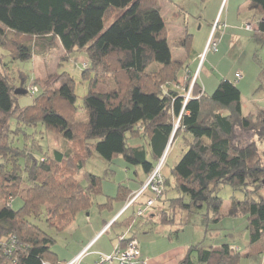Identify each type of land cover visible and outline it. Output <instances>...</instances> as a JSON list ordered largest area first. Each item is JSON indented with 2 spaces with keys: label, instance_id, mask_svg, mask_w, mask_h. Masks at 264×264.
I'll return each mask as SVG.
<instances>
[{
  "label": "trees",
  "instance_id": "obj_1",
  "mask_svg": "<svg viewBox=\"0 0 264 264\" xmlns=\"http://www.w3.org/2000/svg\"><path fill=\"white\" fill-rule=\"evenodd\" d=\"M249 2L256 18L264 16V0ZM161 10L160 0H0V46L12 59L33 58L27 38L48 41L51 48L58 43L67 57L85 50L88 68L83 78L89 85L84 97L86 119L77 120L75 80L69 73L56 75L58 89L41 87L39 92L38 87L34 102L21 107L22 94L16 89H26L30 77L19 70L21 86L17 87L9 69L4 70L6 63L0 66V200L4 201L0 264L60 262L52 250L55 239L30 218L44 210L49 226L63 231L79 212L89 210L102 191V178L88 173L86 179H78L77 175L93 153L108 161L123 156L138 168V179L140 172L147 179L168 146L181 136L187 150L171 170L179 196L164 201L171 217L159 223L173 224L178 210L204 206V222L211 220L209 213L219 221L225 214L218 191L227 184L245 193L242 200L232 197L226 213L233 218L246 216L250 234L246 254L253 257L264 250V150L261 153L257 147L264 142V109L243 114L241 90L229 79H222L212 94L196 79L188 99L173 88L171 81L184 67L172 56ZM184 32L175 43L179 48L188 47L191 40V34ZM253 36L264 42V20L257 22ZM157 64L162 66L160 71L148 72ZM260 80L263 86L264 71ZM103 82L110 87L103 89ZM12 119L17 122L16 131L10 126ZM39 123L62 134L70 148L44 152L38 143L23 149L13 144V132ZM129 133L142 143L130 145ZM164 178L162 195H167L171 181ZM144 182L139 181L140 187ZM252 193L262 196L257 200ZM130 194L120 184L114 200L124 202ZM17 198L23 206L15 210L12 203ZM136 218L134 212L116 225L130 226ZM133 238L119 240V247ZM242 257L228 243L208 248L195 244L180 264H240Z\"/></svg>",
  "mask_w": 264,
  "mask_h": 264
},
{
  "label": "rangeland",
  "instance_id": "obj_2",
  "mask_svg": "<svg viewBox=\"0 0 264 264\" xmlns=\"http://www.w3.org/2000/svg\"><path fill=\"white\" fill-rule=\"evenodd\" d=\"M160 3L172 56L175 60H181L184 67L178 73L177 79L171 81L172 87L188 99L191 95V84L196 79H198L207 94H212L222 79H229L236 83L241 90L243 114H256L255 105H264V85L262 86L260 80L261 72L264 71V42H257L253 36L257 23H255L254 10L249 6V0H160ZM109 24L110 22L106 26ZM248 25L252 27L248 28ZM185 30L191 34V40L188 47L180 46L179 48L175 43L182 37L183 33L185 35ZM25 41L32 43L34 51L33 58L29 60H14L10 53L0 46V58H2L0 66L2 62L6 63L3 66L4 70L9 69L10 75L15 77V85L17 87L21 86V81L17 78L19 70L30 77L27 88L23 89L26 90V93L17 92L18 89H22L21 87L16 89L18 94H22L19 98L20 106L30 105L38 97L39 93L35 94L34 87H39V92L42 90L41 87L43 90L49 91L58 89L60 84L54 82L56 75L67 72L75 80L76 107L80 110L76 114V119L84 121L86 119L84 97L89 91L88 82L83 78V72L88 68L87 52L85 50L74 51L67 57L66 51L58 43L51 48L48 41L42 39L27 38ZM161 68L162 66L159 64L153 65L148 72L153 74V71L158 72ZM172 74L174 73L172 72ZM238 74L241 75L240 80L237 79ZM187 82H190V86L186 87ZM113 83L112 81L111 84ZM109 84L103 82L101 85L103 89H108ZM176 123L178 124L177 120ZM10 126L16 131L17 122L15 119L10 121ZM128 137L130 145L141 144V141L132 139L130 133ZM11 138L13 144L21 149L25 147L33 148L34 143L41 145L44 152L56 148L63 151L70 148L68 140L62 134L48 130L42 123H39L36 127L22 125L21 131L13 132ZM184 142L181 136L172 146L169 145L166 154H164L165 159L161 168L163 172L162 179H165L166 176L171 181V186H166L167 195L160 194L162 196L158 197L160 199L158 200L155 194L148 190L141 197L145 200L144 203H141V198H138L131 207L127 208L129 211L124 218L129 217L133 208L138 204L141 206L137 210L143 209L145 214L143 206L148 208L146 202L149 198L155 200L152 207L158 213V216L156 215L157 221L160 222L164 218L167 219L168 216L171 217L168 203L164 201L179 196L177 190L173 189L175 179L171 174V170L187 150ZM257 145L259 152L262 153L264 142H258ZM37 153L40 155L39 152ZM135 169L138 168L129 165L123 156H117L112 161L105 160L96 152L89 156L84 169L77 175V178L86 179L88 173L102 178V191L98 196H95L92 204L94 210H88L89 217L100 214L104 209L108 212L112 210L111 203L109 205L105 204L106 201L103 197L114 195L120 184L125 185L124 183L131 179H138ZM145 178L144 174L140 172L139 179ZM133 193L129 195L128 199L134 196H131ZM262 193H264V190ZM262 193H252L251 196L258 200ZM218 196L222 198L221 212L225 214L220 217L219 221H214L212 213H209L211 220L204 222V215L207 213L206 206L202 210H178L174 214L175 223L163 225L164 228L160 230L157 229L158 224H145L143 228L147 229L148 233L140 232L138 234L140 246L148 249L150 244L153 243V252H156L163 246L167 247L171 241L175 242V245L203 243L208 247L221 244L223 240L236 239L242 250L246 247V241L249 240V232L245 228L247 225L246 216L241 215L233 218L227 216L226 212L231 205L232 197L235 196L242 200L245 198V193L224 184L220 187ZM12 201L10 200V202ZM186 201L189 202V197H186ZM2 204H4V201L0 200V208ZM12 206L15 210L20 209L23 206L22 199H15ZM164 210L168 212L164 213ZM88 212L84 213L85 216ZM144 214L136 216L143 217ZM30 220L55 239L52 250L61 256L67 257L74 253L82 240L80 231L76 232V228L80 227L79 224L83 223L78 218H75L76 221L73 220L63 231H58L49 226L44 210H41L39 217H31ZM139 220H142V218H139ZM71 224L72 227H70ZM118 227V225L114 226L111 234L117 232ZM135 229L139 230L138 224L134 226ZM85 257H82L79 264L92 263L93 255L90 254ZM65 263V261H60L57 264Z\"/></svg>",
  "mask_w": 264,
  "mask_h": 264
},
{
  "label": "crops",
  "instance_id": "obj_3",
  "mask_svg": "<svg viewBox=\"0 0 264 264\" xmlns=\"http://www.w3.org/2000/svg\"><path fill=\"white\" fill-rule=\"evenodd\" d=\"M259 20H264V16H258L256 18L255 23H257ZM255 106H256V112H259L260 110L264 109V105L263 106L255 105ZM145 180L146 179H131L130 181L124 184L127 188L131 190V193H133V191H137L140 188L139 181H145ZM116 196H117V192L114 195H108V196L106 195L105 197H103L104 200L106 201L105 204L109 203L110 199H113V202H111L112 210H110V212L104 209L100 214H96L94 217H89L90 213L88 212V210L86 216L84 214L86 211H81L77 214L76 219L78 218V220H81L83 222L81 223V225L79 224L80 226L78 227L79 229L76 228V232L78 230L80 231L82 240L78 244L76 251L72 253L70 256L64 257L57 253L58 260L65 262L70 261L74 259L77 255H79V253H81L83 250L88 248V251L85 254V256H88L90 254L93 255L94 257L91 264H97V260L100 254L111 253L116 247L119 246V237L121 235L125 236L126 238L130 236H136V238L139 240V246H140L141 243L138 234H140V232L148 233L147 229L143 228L145 224H150V225L158 224L157 227L158 230L164 228L163 225L160 224L159 221H157L156 219L157 217L155 214L156 213L155 208L154 209L153 207L146 208L145 206H143V208H145V214L143 217H137L131 227L126 225L123 227L119 226L117 232L111 234L112 228L116 226L117 223L129 219L134 214V212H136L135 210H137V208L141 206L139 204L136 205V207L133 208L131 215L129 217L124 218V216L129 211V209L123 210L126 201L122 202V201L114 200ZM140 201L141 203H144L145 200L141 199ZM89 210L91 211L94 210V206H91ZM139 218H142V220H139ZM72 224L70 225V227H72ZM136 224H138L139 230L136 229L134 230V226ZM105 228L107 229L106 231L103 232ZM245 228L247 229V225ZM249 239H250V234H249ZM224 243L230 244L233 249L243 254L240 264H264V250L258 253L257 256H253V257L248 256L246 254L248 251L249 240L246 241V247L242 248V250L240 249V246H238L239 242L236 239L223 240L221 244ZM197 244L204 245L203 243H197ZM221 244L211 245V246H219ZM152 246L153 243L150 244L148 249H144L142 248V246H140V250L142 253L141 256L142 262L139 264H180L181 260L184 258L188 248L191 245H175V242L171 241L170 243H168L167 247L163 246V248L157 250L156 252H153ZM85 256L84 258H86Z\"/></svg>",
  "mask_w": 264,
  "mask_h": 264
},
{
  "label": "built area",
  "instance_id": "obj_4",
  "mask_svg": "<svg viewBox=\"0 0 264 264\" xmlns=\"http://www.w3.org/2000/svg\"><path fill=\"white\" fill-rule=\"evenodd\" d=\"M251 25H248V28H251ZM237 79H241V75H237ZM34 92L38 91V88L34 87ZM166 154V153H165ZM165 156L161 158V160L158 162L155 171L152 172L149 177L146 179L144 184L138 189V191L134 192L131 196L132 198H129L126 202L124 208L127 209L133 205L134 202L140 199L141 196H143L148 190L153 192L156 197H160V194H162L163 191V183L164 179H162V166L164 163ZM155 200L153 198H149L146 202L147 207H151L154 205ZM124 209V210H125ZM144 214L143 209H138L136 211L137 216H141ZM107 228L103 230L106 231ZM126 237L121 235L119 237V240H124ZM88 248L83 250L79 255H77L74 259L66 262L65 264H79V261L84 257V255L87 253ZM142 253L140 250L139 242L136 238L130 239L127 243V245L122 247H116L111 253L108 254H100L97 260V264H139L141 263V257ZM42 264H52L50 262H43ZM57 264V263H56Z\"/></svg>",
  "mask_w": 264,
  "mask_h": 264
},
{
  "label": "water",
  "instance_id": "obj_5",
  "mask_svg": "<svg viewBox=\"0 0 264 264\" xmlns=\"http://www.w3.org/2000/svg\"><path fill=\"white\" fill-rule=\"evenodd\" d=\"M18 93H26V90L23 89H18L17 90ZM173 137L171 138L170 144L172 143ZM169 147V146H168ZM168 149V148H167Z\"/></svg>",
  "mask_w": 264,
  "mask_h": 264
}]
</instances>
